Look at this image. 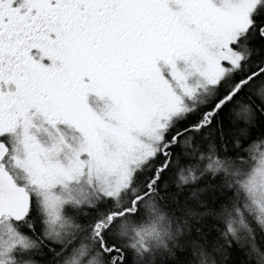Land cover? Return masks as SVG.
Masks as SVG:
<instances>
[{"label":"snow or ice","instance_id":"1","mask_svg":"<svg viewBox=\"0 0 264 264\" xmlns=\"http://www.w3.org/2000/svg\"><path fill=\"white\" fill-rule=\"evenodd\" d=\"M0 264H264V0H0Z\"/></svg>","mask_w":264,"mask_h":264}]
</instances>
